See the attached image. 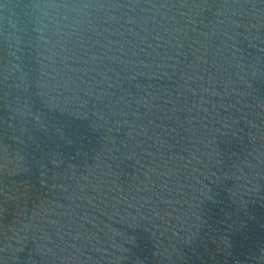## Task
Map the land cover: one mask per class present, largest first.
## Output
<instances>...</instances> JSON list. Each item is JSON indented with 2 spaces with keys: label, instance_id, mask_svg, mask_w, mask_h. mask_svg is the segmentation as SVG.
Returning a JSON list of instances; mask_svg holds the SVG:
<instances>
[{
  "label": "water",
  "instance_id": "1",
  "mask_svg": "<svg viewBox=\"0 0 264 264\" xmlns=\"http://www.w3.org/2000/svg\"><path fill=\"white\" fill-rule=\"evenodd\" d=\"M0 264H264V0H0Z\"/></svg>",
  "mask_w": 264,
  "mask_h": 264
}]
</instances>
